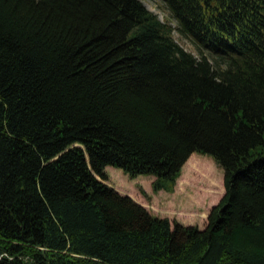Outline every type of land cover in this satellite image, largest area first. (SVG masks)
<instances>
[{
	"label": "trees",
	"instance_id": "obj_1",
	"mask_svg": "<svg viewBox=\"0 0 264 264\" xmlns=\"http://www.w3.org/2000/svg\"><path fill=\"white\" fill-rule=\"evenodd\" d=\"M160 1L174 26L142 0H0V264H264V0ZM194 152L223 170L203 227L106 183L172 191Z\"/></svg>",
	"mask_w": 264,
	"mask_h": 264
},
{
	"label": "rangeland",
	"instance_id": "obj_2",
	"mask_svg": "<svg viewBox=\"0 0 264 264\" xmlns=\"http://www.w3.org/2000/svg\"><path fill=\"white\" fill-rule=\"evenodd\" d=\"M142 2L161 20L175 25V21L160 0H142ZM173 36L184 49L197 55L196 49L187 39L180 37L176 31ZM192 154V158L187 159L183 164L172 191H154L151 186L153 176L140 174L129 177L122 169L111 165L105 167L108 177L106 183L118 192L131 196L153 215L203 227L211 207L223 195V170L210 155L197 152ZM194 163H199L210 171L214 186L208 194L204 193V189L208 187L206 178L203 172L193 168Z\"/></svg>",
	"mask_w": 264,
	"mask_h": 264
}]
</instances>
